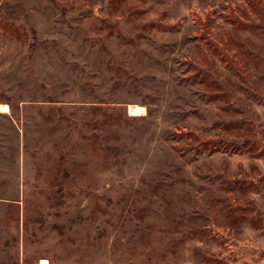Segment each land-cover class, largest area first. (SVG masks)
Listing matches in <instances>:
<instances>
[{
	"label": "rangeland",
	"instance_id": "374dc122",
	"mask_svg": "<svg viewBox=\"0 0 264 264\" xmlns=\"http://www.w3.org/2000/svg\"><path fill=\"white\" fill-rule=\"evenodd\" d=\"M0 105V264H264V0H0Z\"/></svg>",
	"mask_w": 264,
	"mask_h": 264
},
{
	"label": "bare ground",
	"instance_id": "6f19581e",
	"mask_svg": "<svg viewBox=\"0 0 264 264\" xmlns=\"http://www.w3.org/2000/svg\"><path fill=\"white\" fill-rule=\"evenodd\" d=\"M0 111L1 112H7L8 111V108L7 106L5 105H0ZM129 111L131 114H141L143 113L144 109L143 108H140L138 105L137 106H131L129 108ZM40 264H47L46 261H42Z\"/></svg>",
	"mask_w": 264,
	"mask_h": 264
}]
</instances>
